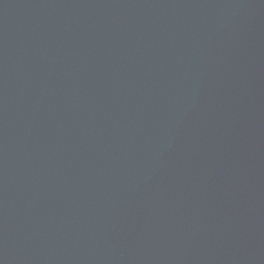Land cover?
Wrapping results in <instances>:
<instances>
[{
    "label": "water",
    "instance_id": "water-1",
    "mask_svg": "<svg viewBox=\"0 0 264 264\" xmlns=\"http://www.w3.org/2000/svg\"><path fill=\"white\" fill-rule=\"evenodd\" d=\"M0 264H264V0H0Z\"/></svg>",
    "mask_w": 264,
    "mask_h": 264
}]
</instances>
